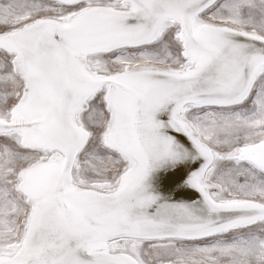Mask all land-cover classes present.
<instances>
[{"label":"snow or ice","instance_id":"6c2138e0","mask_svg":"<svg viewBox=\"0 0 264 264\" xmlns=\"http://www.w3.org/2000/svg\"><path fill=\"white\" fill-rule=\"evenodd\" d=\"M0 264H264V0H0Z\"/></svg>","mask_w":264,"mask_h":264}]
</instances>
